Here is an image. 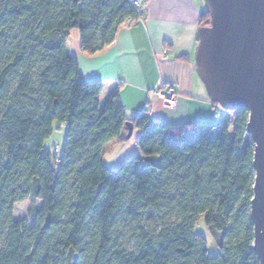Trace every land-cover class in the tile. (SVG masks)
<instances>
[{"label":"trees","instance_id":"16d2710c","mask_svg":"<svg viewBox=\"0 0 264 264\" xmlns=\"http://www.w3.org/2000/svg\"><path fill=\"white\" fill-rule=\"evenodd\" d=\"M142 15L130 0H0V264H258L248 111L226 110L220 132L146 109L129 118L118 88L100 101L67 50L71 29L90 54ZM128 122L138 153L111 168L103 145L126 141ZM55 127L64 138L50 148ZM26 199L40 201L30 222L13 217Z\"/></svg>","mask_w":264,"mask_h":264},{"label":"crops","instance_id":"0c3cea01","mask_svg":"<svg viewBox=\"0 0 264 264\" xmlns=\"http://www.w3.org/2000/svg\"><path fill=\"white\" fill-rule=\"evenodd\" d=\"M142 1V17L120 24L113 40L93 53L81 52L78 30H70L66 47L76 56L82 78L101 82L100 101L117 87L129 118L146 109L156 121L178 123L203 119L221 126L219 106L209 99L194 64L199 13L205 8L203 0ZM167 84L175 89L173 109L162 106L151 93L153 88ZM225 118L229 119L228 114ZM137 135L138 130L133 128L123 143L107 141L103 145L104 163L116 168L136 155Z\"/></svg>","mask_w":264,"mask_h":264},{"label":"water","instance_id":"95a60500","mask_svg":"<svg viewBox=\"0 0 264 264\" xmlns=\"http://www.w3.org/2000/svg\"><path fill=\"white\" fill-rule=\"evenodd\" d=\"M209 12L197 28L195 71L209 99L224 110L248 111L253 143L249 206L252 249L264 264V0H203ZM125 138L131 136L128 122Z\"/></svg>","mask_w":264,"mask_h":264},{"label":"rangeland","instance_id":"374dc122","mask_svg":"<svg viewBox=\"0 0 264 264\" xmlns=\"http://www.w3.org/2000/svg\"><path fill=\"white\" fill-rule=\"evenodd\" d=\"M219 112L221 113V126L216 125L217 132H220L222 130L224 124L226 123L225 115L228 114L226 110L222 109L221 107H218ZM219 114V113H217ZM64 128L63 127H55L53 129V132L51 136L45 141V145L47 147L52 148L53 145H57L61 147L63 138H64ZM231 126L227 125V132L229 135L231 134ZM40 205L39 200H22L17 203H15L14 206V212L13 217L16 220H28L29 221V213L31 209L36 208ZM30 222V221H29ZM197 231L202 234L206 239V245H207V253L208 255H214L217 253V246L213 240V237L211 236L209 229L204 225L202 220H199L196 226ZM130 246V243L128 244Z\"/></svg>","mask_w":264,"mask_h":264},{"label":"built area","instance_id":"2783aa9c","mask_svg":"<svg viewBox=\"0 0 264 264\" xmlns=\"http://www.w3.org/2000/svg\"><path fill=\"white\" fill-rule=\"evenodd\" d=\"M132 5L135 6L139 11L143 10V1L142 0H130ZM151 93L154 94L161 102L162 106L173 109L175 107V89L172 84H167L163 87H155L151 90ZM57 150V148H55Z\"/></svg>","mask_w":264,"mask_h":264}]
</instances>
